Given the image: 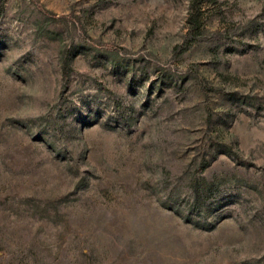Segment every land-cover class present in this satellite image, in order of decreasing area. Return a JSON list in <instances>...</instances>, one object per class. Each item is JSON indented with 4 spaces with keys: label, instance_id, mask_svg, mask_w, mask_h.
<instances>
[{
    "label": "rangeland",
    "instance_id": "rangeland-1",
    "mask_svg": "<svg viewBox=\"0 0 264 264\" xmlns=\"http://www.w3.org/2000/svg\"><path fill=\"white\" fill-rule=\"evenodd\" d=\"M0 264H264V0H0Z\"/></svg>",
    "mask_w": 264,
    "mask_h": 264
},
{
    "label": "trees",
    "instance_id": "trees-1",
    "mask_svg": "<svg viewBox=\"0 0 264 264\" xmlns=\"http://www.w3.org/2000/svg\"><path fill=\"white\" fill-rule=\"evenodd\" d=\"M67 65V64H66ZM220 151H224V152H227V151H225V149H222V150H220ZM206 165L205 164H203V165H201V167H200V169L198 170V171H201V170H203V168L205 167ZM196 225H198V226H200V227H205V224H203V223H196Z\"/></svg>",
    "mask_w": 264,
    "mask_h": 264
}]
</instances>
